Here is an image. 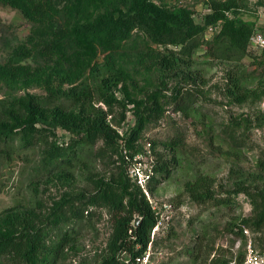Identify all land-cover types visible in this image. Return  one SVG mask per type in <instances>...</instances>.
I'll use <instances>...</instances> for the list:
<instances>
[{"label": "rangeland", "instance_id": "1", "mask_svg": "<svg viewBox=\"0 0 264 264\" xmlns=\"http://www.w3.org/2000/svg\"><path fill=\"white\" fill-rule=\"evenodd\" d=\"M152 1L189 9L197 24L203 23L213 3L232 2L235 6L226 15L251 22L252 37L258 32L264 35V0ZM124 2L104 0L103 7L91 14ZM47 3V16L33 18L14 3L0 0V101L16 100L25 93L39 98L69 94L74 88L92 85V66L110 64L122 72L131 99L137 104L151 101L149 92L164 111L158 119L146 122L134 148L119 145L103 158L83 152L70 171L41 166L42 141L32 148L14 143L9 158L0 155V214L23 212L28 217L31 208L39 222H46L55 200L91 192L92 180L107 178L120 154L126 156L129 168L135 164L134 170L142 171L156 158L169 171L155 176L157 181L150 182L152 190L136 180L158 214L146 249L150 260L154 264H214L231 258L239 235L229 232L228 224L252 212L249 198L236 190L247 186L264 191V47L251 41L245 56L227 60L206 52L203 44L192 65L182 64L178 76H169L158 64L164 48L145 32L134 30L114 50L97 47L88 54L69 39L70 25L78 20L73 12L75 0ZM214 31L208 27L204 40H210ZM177 86L189 90L190 98L184 99L190 107L185 113L173 109L171 93ZM237 96L246 98L239 101ZM100 108L108 110L104 105ZM137 108L126 105L120 124L112 121L115 127L123 131L132 126ZM112 111L118 121L119 108ZM223 130L231 131L235 142ZM56 132L67 139V133ZM99 146L92 150L96 152ZM198 176L211 187V197L200 204L184 190L185 182ZM219 198L232 203L216 204ZM48 229V246L65 237L61 250L53 254V264H95L105 254L111 219L106 208L91 207L81 220ZM248 229L254 245L263 248L264 232ZM0 263L18 264L4 259Z\"/></svg>", "mask_w": 264, "mask_h": 264}, {"label": "trees", "instance_id": "2", "mask_svg": "<svg viewBox=\"0 0 264 264\" xmlns=\"http://www.w3.org/2000/svg\"><path fill=\"white\" fill-rule=\"evenodd\" d=\"M6 1L21 7L25 15L33 18L47 16L49 9L47 0ZM124 1L110 6L109 10L91 14L93 10L103 7L104 0H75L73 12L78 20L70 25L69 39L72 44L88 54L94 53L97 47L114 50L119 41L126 39L134 30H141L164 48L158 64L169 76H178L182 64L192 65L203 44L206 52H216L217 57L227 60H239L247 54L254 29L251 22L226 15V11L235 6L232 2L213 3L203 16V23L197 24L187 8H168L152 0ZM208 27L215 28V31L210 40H204ZM89 76L93 80L92 85L74 88L69 94L50 93L47 97L39 98L25 93L16 100L0 101V155L9 158L13 154L14 143L32 148L42 141L41 166L70 171L73 163L81 160L83 152L103 158L109 150H117L119 145L122 149L124 146L134 148L146 122L158 119L164 111L160 102L146 92L147 96H151V101L143 100L137 104L129 96L122 72L110 64L92 66ZM46 77L50 81V76ZM188 94L187 88L177 86L171 93L173 109L185 113L190 107L188 100V103L185 100L190 98ZM239 97V101L246 98ZM130 103L138 105L134 112V124L126 130H119L113 122L117 126L120 124L126 105ZM100 104L108 107V110L100 108ZM113 107L120 110L118 121L112 116ZM234 123L238 124L236 121ZM56 129L67 133V139L57 136ZM223 135H228L235 142L231 131L223 130ZM97 143L100 146L94 152L92 149ZM124 157L123 153L120 154L107 178L92 180L91 192L55 200L47 213L46 222H39V216L33 215L31 208L27 210L28 217L23 212L0 214V262L4 259L18 264L54 263L53 254L61 250L65 237L58 239L54 246H48V228H60L69 221L81 220L91 207L106 208L111 219L105 254L95 264H127L145 252L150 242V232L157 225L158 214L144 190L129 176L128 161ZM150 165L153 175L146 187L152 190L150 182L157 181L155 176L167 173L169 168L164 162L159 164L156 158ZM184 190L199 204L211 197V187L201 176L185 182ZM236 191L249 198L252 212L249 217L229 223L227 230L237 235L242 233L244 227L264 232V191L247 186H241ZM214 201L216 204L232 203L229 198ZM135 217H139V220L134 226ZM229 259H219L214 264H227Z\"/></svg>", "mask_w": 264, "mask_h": 264}, {"label": "built area", "instance_id": "3", "mask_svg": "<svg viewBox=\"0 0 264 264\" xmlns=\"http://www.w3.org/2000/svg\"><path fill=\"white\" fill-rule=\"evenodd\" d=\"M251 41L258 46L264 47V35L261 32L256 33ZM135 159V157H134ZM132 165V164H131ZM135 166V164H133ZM128 167V174L132 180L136 182L138 180L139 185L147 184V178L149 177L150 164L148 165V171ZM137 183V182H136ZM137 183V184H138ZM142 187V186H141ZM143 188V187H142ZM234 255L228 260L227 264H264V247L257 248L254 245L251 232L248 228H243L242 233L236 238L234 243ZM127 264H154L150 258L148 251L146 250L141 255L136 256L133 260H130Z\"/></svg>", "mask_w": 264, "mask_h": 264}, {"label": "clouds", "instance_id": "4", "mask_svg": "<svg viewBox=\"0 0 264 264\" xmlns=\"http://www.w3.org/2000/svg\"><path fill=\"white\" fill-rule=\"evenodd\" d=\"M150 164V163H149ZM148 164V165H149ZM151 166V165H150ZM148 167V166H147ZM144 172H147L148 171V169H145V170H143ZM150 174H149V177L147 178V181L151 178V176L153 175V170H152V167L150 168V172H149ZM146 191V190H145Z\"/></svg>", "mask_w": 264, "mask_h": 264}, {"label": "water", "instance_id": "5", "mask_svg": "<svg viewBox=\"0 0 264 264\" xmlns=\"http://www.w3.org/2000/svg\"><path fill=\"white\" fill-rule=\"evenodd\" d=\"M138 220H139V217H135V219H134V221H133V225H134V226L137 224Z\"/></svg>", "mask_w": 264, "mask_h": 264}]
</instances>
